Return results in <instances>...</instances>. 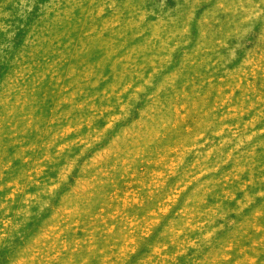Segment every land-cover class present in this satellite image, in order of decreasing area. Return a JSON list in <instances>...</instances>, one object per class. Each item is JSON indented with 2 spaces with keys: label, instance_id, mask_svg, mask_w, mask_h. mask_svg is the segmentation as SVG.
<instances>
[{
  "label": "rangeland",
  "instance_id": "374dc122",
  "mask_svg": "<svg viewBox=\"0 0 264 264\" xmlns=\"http://www.w3.org/2000/svg\"><path fill=\"white\" fill-rule=\"evenodd\" d=\"M0 264H264V0H0Z\"/></svg>",
  "mask_w": 264,
  "mask_h": 264
}]
</instances>
